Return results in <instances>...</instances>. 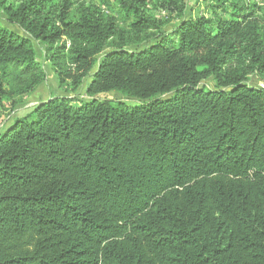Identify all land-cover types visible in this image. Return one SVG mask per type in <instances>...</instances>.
I'll return each instance as SVG.
<instances>
[{"label":"trees","instance_id":"obj_1","mask_svg":"<svg viewBox=\"0 0 264 264\" xmlns=\"http://www.w3.org/2000/svg\"><path fill=\"white\" fill-rule=\"evenodd\" d=\"M114 1L126 25L94 3L75 18L70 0L4 7L19 31L0 25V264H264L256 4L164 29L148 0ZM34 40L89 99L5 122V100L46 79ZM109 91L139 102L94 97Z\"/></svg>","mask_w":264,"mask_h":264},{"label":"rangeland","instance_id":"obj_2","mask_svg":"<svg viewBox=\"0 0 264 264\" xmlns=\"http://www.w3.org/2000/svg\"><path fill=\"white\" fill-rule=\"evenodd\" d=\"M22 1L24 0H0V25L19 31L17 27L6 21L4 7L9 4L18 5ZM70 1L73 4L70 13L72 18L77 17V11L80 5L94 3L104 8L109 13L117 16L123 25H126L124 22V12L114 0ZM254 3L256 4L254 17H257L260 24L264 27V0H148L146 11L150 15L159 19L164 29H173V27H175L183 19H196L199 17H204L210 20L214 26L217 21L230 20L254 9ZM241 5H250V9L246 12L240 13L237 8ZM34 44L37 51V60L46 72V79L32 92L17 95L15 94L11 98L5 100V109L2 118L5 122L16 116L23 115L35 104L47 101L51 98L69 96L74 97L79 101L89 99V96L86 95L85 92V86L88 80H86L85 83L76 90H69L66 86L61 85L51 61H49L46 57V45L38 40H34ZM25 77L26 76L14 73V75L10 77L11 81L8 83L10 86H7L10 88L12 85H20ZM204 84L210 88L214 87V81L212 78L204 81ZM94 97L115 101L122 100L129 104L139 102V100L128 97L117 91L99 93Z\"/></svg>","mask_w":264,"mask_h":264}]
</instances>
